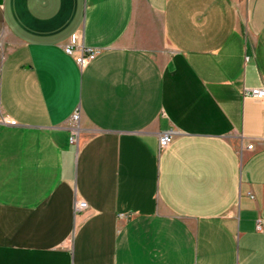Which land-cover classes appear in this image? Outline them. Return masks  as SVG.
I'll list each match as a JSON object with an SVG mask.
<instances>
[{"label":"crops","instance_id":"0c3cea01","mask_svg":"<svg viewBox=\"0 0 264 264\" xmlns=\"http://www.w3.org/2000/svg\"><path fill=\"white\" fill-rule=\"evenodd\" d=\"M254 88L264 0H0V264H264Z\"/></svg>","mask_w":264,"mask_h":264},{"label":"built area","instance_id":"2783aa9c","mask_svg":"<svg viewBox=\"0 0 264 264\" xmlns=\"http://www.w3.org/2000/svg\"><path fill=\"white\" fill-rule=\"evenodd\" d=\"M65 52L71 56L75 57L76 62L78 65L83 67L90 61L96 58V56L100 53V50L95 47H89L84 44L83 37L81 34L76 33L71 38L70 43L65 47ZM246 95L255 97V98H264V88H254L246 91ZM79 115L76 114L74 117V121L78 120ZM174 131H168L161 135L160 137V149H165L169 147L172 142L174 141ZM264 140V136L261 138ZM76 142V136L71 138V143ZM248 150H255V142L250 143L247 146ZM88 209V203L85 201H80L76 203L75 210L76 213H81ZM257 229L261 231L263 229V220H257Z\"/></svg>","mask_w":264,"mask_h":264}]
</instances>
